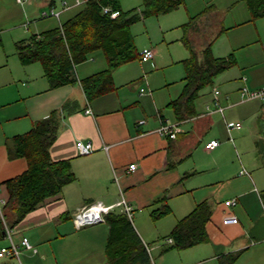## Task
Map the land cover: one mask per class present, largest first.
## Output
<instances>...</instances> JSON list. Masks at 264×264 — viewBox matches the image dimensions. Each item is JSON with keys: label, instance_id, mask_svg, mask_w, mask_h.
Returning <instances> with one entry per match:
<instances>
[{"label": "crops", "instance_id": "0c3cea01", "mask_svg": "<svg viewBox=\"0 0 264 264\" xmlns=\"http://www.w3.org/2000/svg\"><path fill=\"white\" fill-rule=\"evenodd\" d=\"M184 2L185 0H182L176 7L160 13H169ZM243 2L248 9L245 0ZM51 4L58 5L55 0H43L40 3L41 11ZM81 6L82 4L63 10L59 21L63 22L71 17ZM74 8L78 9L62 21L61 15ZM132 8H136V12L141 13L142 0L139 6ZM248 11L250 13L249 9ZM155 14L158 15V13ZM147 16L149 15L142 16L138 20ZM260 17L252 18L250 13L247 21L254 23ZM190 20L186 22L190 24L189 27L192 24ZM254 25L255 33L258 35V26ZM182 30L184 36L181 40L185 45L184 37L187 29L182 26ZM224 31L226 29L218 28L217 31L215 30V36ZM242 32L237 35V38ZM206 41L204 38H198L196 45L199 46L198 48L202 45L201 48H203L209 44L211 48L212 40ZM240 44L239 46L243 45L242 41ZM193 45L196 48L195 44ZM186 49L188 51L187 47ZM97 50L102 52L101 49ZM95 51L86 60L74 66L77 78L105 68L103 59L99 56L93 58L92 54ZM102 54L104 55L103 52ZM154 58L153 50V57L150 59L143 61L139 56L134 59L156 67ZM88 59L92 62H87ZM235 64L237 69L233 65L215 76L219 77L218 81L225 90L224 93L219 89V85L213 87L210 101L205 104L204 111L201 113L195 111L181 121L170 119L166 115L168 112L163 108L173 100L170 92L168 93L165 88L153 92L145 76L135 80L136 75L130 74L131 72L121 75L127 70L124 68L121 72L117 71L120 65L112 72L115 88L91 100L86 99L79 82L49 88L43 73L41 75L39 73V76L33 73L31 76L26 75L27 80L13 84L8 76L4 77L6 80L4 81L0 72V201L4 203L8 197L4 181L20 174L27 167L24 157L9 156L12 137L27 131L33 122L47 116L51 110L61 107L66 99L74 101L72 110L62 112L56 138L49 146L51 159L68 160L74 179L65 184L60 192L45 198L40 205L27 212L13 226V238L18 240L21 235H24L33 242L43 245L47 243L49 251L51 242H59L67 236L68 221H71L75 227L72 219L74 212L93 201L112 204L120 194L130 202L134 215L140 214L145 208L159 206L160 202L156 200L163 197L170 207L167 215L173 214L172 222L174 223L188 213L198 201L207 199L212 201V203L209 202L212 211L205 225L209 241L192 246L197 247L195 249L201 258H204L206 262L214 263L215 261L218 264V255L242 250L236 264H264V99H245L239 94L243 85L250 90L264 87V62L246 53L241 65L237 61ZM30 65L32 63L25 66L30 67ZM129 78L133 79L129 80ZM162 78L166 80L164 74ZM148 79L152 83L155 78L149 74ZM134 80L139 84H135ZM143 86L145 89L149 88L151 92L140 93V87ZM213 89H217L218 93L215 94ZM214 100L223 107L222 112L216 110ZM231 107L236 109L237 114L234 117L249 121L247 130L250 132L239 134L237 139L240 146L245 145L242 148V156L236 151L231 137L230 140L221 141L215 135H204L210 127L212 115L219 113L225 127L226 122L240 123L239 119L235 118L236 121H233L229 119L231 116L229 118L226 116ZM85 109H89V112H85ZM166 118L171 122H178L179 131L173 138L157 132L162 120ZM241 128L243 126L240 123L239 127L230 129V133L227 132L231 134L232 131L239 130L237 133H240L243 131ZM203 136L206 138L201 145L208 152L211 163L202 166H197L194 162L193 164L184 163V157L191 156L192 147L203 140ZM247 136L248 138H243ZM77 140L89 141L93 146L92 151L87 154L78 153L75 147ZM210 140H217L218 144L207 148L205 144ZM130 163H135L134 169L128 168ZM242 169L246 172H241ZM204 170H208L203 177L208 178L205 183L223 182L224 184L213 186L207 194H205L207 191L204 190L205 188L197 190L198 186L190 183L189 177ZM223 186L230 187L228 193L225 194L221 190ZM223 198L225 200L234 198L236 202L227 206L224 203L225 200L222 202ZM4 203H0L2 215ZM115 210L121 212L117 207ZM228 213L235 215L237 222L224 223L222 218ZM132 219L133 215L130 220ZM6 222L8 223L7 220ZM168 222H171V219ZM135 231L137 232L136 229ZM140 234L138 233L139 236ZM107 236L108 230L106 240ZM3 237L5 235L1 231L0 239ZM140 238L142 239L141 236ZM150 258L153 264L151 255ZM1 259H6L2 261L6 264H12L11 259L16 261L15 258Z\"/></svg>", "mask_w": 264, "mask_h": 264}, {"label": "trees", "instance_id": "16d2710c", "mask_svg": "<svg viewBox=\"0 0 264 264\" xmlns=\"http://www.w3.org/2000/svg\"><path fill=\"white\" fill-rule=\"evenodd\" d=\"M182 0H142L141 13L136 8L123 10L119 0H86L80 9L59 25L32 33L25 40L15 42L18 59L22 65L39 62L49 88L79 82L87 100L115 88L112 72L117 66L140 57L134 45L129 26L140 17L160 13L179 5ZM252 18L264 16V0H245ZM109 11L103 12L102 7ZM118 15L110 16V11ZM189 23L183 24L186 29ZM188 56L184 65V86L178 97L168 105L177 121L192 115L194 100L204 87L213 83L214 77L236 63L234 53L213 56L209 44L203 46L201 55L188 37H184ZM1 44V39H0ZM101 49L107 65L104 69L77 78L74 66L86 60L89 55ZM74 101L66 99L43 118L33 122L31 127L12 137L9 156L26 159L27 167L20 174L4 181L8 197L3 205V216L13 227L30 210L40 205L45 198L55 195L74 179L66 159L53 160L49 146L56 138L62 112L72 110ZM165 199L158 198L159 206L150 209V216L158 219L170 212ZM207 199L198 201L185 215L178 218L164 237L172 241L163 248L182 249L209 241L206 222L211 214ZM108 225L105 244L106 264H152L146 243L135 231L131 220L122 212L105 214ZM3 232L0 220V232ZM242 250L218 255V264H236ZM0 264H6L0 262Z\"/></svg>", "mask_w": 264, "mask_h": 264}, {"label": "rangeland", "instance_id": "374dc122", "mask_svg": "<svg viewBox=\"0 0 264 264\" xmlns=\"http://www.w3.org/2000/svg\"><path fill=\"white\" fill-rule=\"evenodd\" d=\"M43 0H29L22 4L15 0H0V72H2V79L8 76V79L20 83L25 79L26 75L30 76L35 73L39 76L42 74V67L39 62H34L30 67L22 65L18 59L15 42L18 40L27 39L32 33H39L45 29L59 25L57 19L53 16L40 17L39 12L40 3ZM123 10L139 6L141 0H119ZM40 9V11H38ZM48 9V8H46ZM78 8H74L69 12L61 15L63 21L74 13ZM193 18H190V17ZM250 13L245 6L243 0H185L184 4L177 9L167 12L150 14L144 19H140L130 26V31L133 35L136 50L140 53L144 48H151L155 51L154 62L156 67L150 66L149 63H141L139 59H134L126 64H122L117 68V71L123 73L131 72L136 75L135 80L139 77H144L149 84V88L155 92L161 88L171 93V99L178 96L181 91L184 75V67L182 59L188 56V51L183 44L181 38L184 36L182 26L184 23L192 20V24L187 28L185 37H188L192 44H195L198 55H201L202 45L197 46L198 38L211 41V51L214 56H226L233 52L238 64L245 60V55H253L261 62H264V55L262 51V40H264V17H260L254 21H247ZM190 20V21H191ZM258 26V35L255 33V25ZM218 28L226 29L218 36H215V30ZM239 38L237 35L241 32ZM201 36V37H200ZM243 43L242 46L240 43ZM207 42V41H206ZM198 48V49H197ZM92 56L103 59L104 67L107 62L105 56L100 50H96ZM87 62H92L88 59ZM237 69V65L234 64ZM127 68V69H126ZM159 68V69H158ZM152 76L153 82L150 83L148 76ZM161 74V75H160ZM162 74L166 76L164 81ZM37 76V77H38ZM138 77V78H137ZM39 78V77H38ZM43 78V77H42ZM218 76L214 78L212 85H208L200 90L198 97L194 101L196 113L204 111V106L210 101V93L212 88L220 86L219 89L224 93ZM133 78H129L131 80ZM128 80V81H129ZM134 80L135 84L136 81ZM166 82V85H165ZM216 85V86H214ZM144 87V86H143ZM214 90V89H213ZM156 94V93H155ZM169 101V100H168ZM167 101V102H168ZM232 101V100H231ZM168 113L166 115L170 119H175L172 108L168 105L163 107ZM236 113L235 107L228 109L226 116L236 121L239 119L243 126V131H232L228 134L224 125L222 117L218 114L212 115L210 127L206 130L204 135H215L221 141L232 138L236 151L242 156V148L245 145H239L237 139L241 133H249L248 119L234 117ZM242 116V115H241ZM243 117V116H242ZM231 135V136H230ZM246 135V134H245ZM250 136V134H249ZM200 140L192 147L191 156L184 157V163L193 164L197 166L208 165L211 163V158L208 152L203 149ZM243 138H248L243 137ZM231 141L232 146L234 147ZM207 171H201L189 177L190 183L197 185V190H207L205 194L209 193L213 186H220L224 184L219 183H205L208 178L205 177ZM233 181L234 178L232 177ZM230 187L226 186L221 189L228 193ZM223 194V195H225ZM222 202L225 198L221 199ZM212 203V201H209ZM150 208H145L140 214L132 211V224L137 232L142 237L143 241L147 243L150 248V255L155 264H216L206 262L201 258V255L195 248L188 247L182 249H167L162 251L167 245V237H164L171 229L174 222L173 214L162 216L158 219H153L150 215ZM171 219V222L168 220ZM69 232L59 242H51V249L48 251L49 245L33 242L29 239L35 252L24 248L20 249L19 258L22 264H106L105 243L107 235V224L105 222L93 223L84 225L76 229L71 221H68ZM8 244V239L3 237L0 239V247ZM42 244V245H41ZM153 246V247H152ZM6 261L1 259L0 262ZM10 263L16 264L14 259Z\"/></svg>", "mask_w": 264, "mask_h": 264}, {"label": "built area", "instance_id": "2783aa9c", "mask_svg": "<svg viewBox=\"0 0 264 264\" xmlns=\"http://www.w3.org/2000/svg\"><path fill=\"white\" fill-rule=\"evenodd\" d=\"M26 0H16V2L22 4ZM57 1L58 5L51 4L48 9H44L40 12L39 16L44 18L48 16L55 17L59 24L61 23L59 21L60 13L73 6L81 5L86 0H73L72 2L68 0H55ZM103 12H108L109 7L103 6L102 7ZM118 10H112L110 11V16L115 17L118 15ZM262 48L264 51V44H262ZM141 60H147L153 57V50L151 48H144L139 53ZM244 78V77H243ZM140 93H150L151 90L149 88L145 89L144 87H140ZM215 94L218 93L217 89L213 90ZM239 94L242 98L245 99H252V98H259L264 99V87L258 88V89H248L246 85L241 86L239 90ZM213 104L215 105L216 110L222 112L223 107L220 106L217 100H214ZM85 112H89V109H85ZM239 122H226V129L230 133V129L239 127ZM179 131L178 122H171L169 119H163L159 127L157 128V132L167 136L169 138L175 137L176 133ZM218 144L217 140H210L206 142L205 146L207 148H212ZM75 147L78 153L80 154H87L92 151L93 146L89 141H82L77 140L75 142ZM135 163H130L128 165V168L134 169ZM241 172H246L244 169L241 170ZM4 203L2 200L0 203ZM236 202L234 198H230L225 200V204L227 206L233 205ZM115 207L119 208L122 213H124L129 219H131L132 215V206L129 201H127L122 194H120L119 198L112 204H104L101 201H93L91 203H88L84 206H82L80 209H78L73 214V223L75 227L79 228L86 224L91 223H99L103 222L105 219V214L115 209ZM1 212V210H0ZM1 217V223L3 227V234L8 239V244L0 247V258H15L17 261V264H22L21 260L19 258L20 249L24 248L27 250H32L33 252L36 251L35 248L32 247L31 243L29 242L28 238L24 235H21L18 240H15L13 238V227H11L5 220V217L2 215V212L0 213ZM222 221L224 223H235L237 222V217L231 213L225 214L222 218ZM167 242H171V237H167ZM147 251L150 253V248L148 245H145ZM154 264V263H153Z\"/></svg>", "mask_w": 264, "mask_h": 264}]
</instances>
